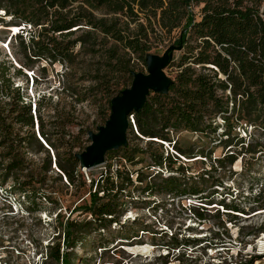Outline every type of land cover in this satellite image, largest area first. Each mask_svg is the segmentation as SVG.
<instances>
[{
  "label": "rangeland",
  "instance_id": "374dc122",
  "mask_svg": "<svg viewBox=\"0 0 264 264\" xmlns=\"http://www.w3.org/2000/svg\"><path fill=\"white\" fill-rule=\"evenodd\" d=\"M255 1L264 7V0ZM204 5L195 0L190 6L196 22ZM94 15L112 16L105 10ZM5 21L0 23V72L5 81L0 97L5 117V128L0 129V264H60L51 253L56 244L63 243L61 224L67 219L77 225L75 247L68 250L71 264H264V129L258 126L262 113L248 118L239 108L230 107L229 123L217 116L214 133L179 131L163 147L149 145L151 139L141 138L130 119L127 150L121 147L106 155L102 165L83 169L77 155L90 145L88 133L104 126L110 101L130 88L132 74L147 73L144 61L101 34L82 44L78 40L87 31L82 30L63 39L77 42L69 63L39 58L29 62L30 54L22 52L14 35L21 28H10L23 24ZM129 29L133 31L134 24ZM153 29L147 54L161 57L181 30L166 34L157 25ZM22 36L29 37L26 31ZM93 42L97 45L91 47ZM199 44L190 33L186 45L171 52L164 69L170 80L176 79L184 59L198 53ZM218 94L227 96L229 91ZM26 103L31 107L32 129L16 125L7 135L6 127ZM37 124L46 134L41 140ZM225 131L230 132V146L221 142L227 138L221 136ZM177 149L188 153L189 159ZM161 153L178 156L182 162L170 169L163 165V173L157 175L161 170L153 166L154 159ZM228 155L234 163L230 164ZM126 156L133 161L126 162ZM73 158L78 160L80 175L70 183L59 164L68 167ZM218 159L223 161L222 168ZM213 163L216 170L210 167ZM179 165L185 176L181 182L202 191L209 205L161 189L163 178L180 177ZM108 170L112 175L120 171L114 179L121 206L116 222L97 229V223L87 224L91 216L80 207L90 201L91 179L98 180ZM221 204L239 206L244 213L226 210ZM200 206L203 210L197 209Z\"/></svg>",
  "mask_w": 264,
  "mask_h": 264
},
{
  "label": "trees",
  "instance_id": "16d2710c",
  "mask_svg": "<svg viewBox=\"0 0 264 264\" xmlns=\"http://www.w3.org/2000/svg\"><path fill=\"white\" fill-rule=\"evenodd\" d=\"M194 1L0 0V23L5 24V20L9 18L23 24L14 35L19 40L22 52L30 54L26 55L29 62L36 60L33 58H39L51 63L57 60L69 63L77 42L65 43L63 39L87 30L83 31L78 40L82 44L89 43L92 36L101 34L104 38L119 44L123 50L139 54L146 66V56L150 50L146 44L149 43V33L155 34L154 25L164 30L166 34L181 30L180 36L173 43V51L181 50L186 45L189 34H195L200 40L198 53L184 59L185 62L180 65L182 68L180 73L175 80H170L166 94L149 92L143 108L132 116L138 135L141 138L156 140L147 141L149 145L163 147L164 143L172 141L171 135L179 131L203 135L214 133L217 126L213 124L217 116H222V119L229 123L233 116L229 115L230 107L239 108L248 118L256 112L262 113L264 117V7L261 9L255 0H197L204 1L205 5L201 9L200 21L196 22L190 11ZM245 1L248 3L244 4ZM100 10H105L112 16L97 18L94 12ZM131 24L135 26L133 31L129 29ZM26 28L32 31H27ZM25 31L29 35L28 39H23L22 34ZM96 45L97 43L93 42L90 46ZM114 57L115 53L111 58ZM191 58L192 62L188 63ZM195 66L210 73H198ZM4 82V75L0 72V97L4 96ZM219 90L223 94L229 91V94L219 95ZM20 109L21 111L12 118V123L6 127L9 128L7 135L12 133L11 130L16 125L32 129L30 103H26ZM3 111L4 109L0 107V129L5 128ZM12 112L15 113V110ZM36 112L37 107L34 104L33 113L37 121ZM258 126L264 129V118ZM131 128L129 123V129ZM37 131L40 140L46 136L42 125L38 127L37 124ZM221 136L227 137L221 142H230L229 131L223 132ZM31 137L34 138V134ZM3 141L5 142V139ZM123 147L127 150L126 145ZM177 152L184 158L189 156L180 149H177ZM108 154L110 152L106 155ZM227 159H231L230 164L235 161L232 155H228ZM125 160L128 163L133 161L129 156H126ZM181 162L178 156L169 153L165 156L161 153L154 159L153 166L160 168L161 171L157 172L159 175L163 173V165L170 169ZM217 163L218 168L223 167L222 160L218 159ZM15 166L13 164L10 170ZM214 166L215 163L211 164V169H215ZM77 167L78 160L74 158L68 167L59 164V168L70 183L73 182L75 175L79 174ZM183 171V166L179 165L177 173L180 177L169 175L163 178L161 189L186 197L188 200L196 198L197 203L209 205L204 203L208 202V197L202 195V191L181 182L185 179ZM124 173L127 176L126 181L131 183L128 171L124 170ZM119 176V170L114 175L108 170L98 180L91 179L90 201L80 207L84 214L88 213L91 216L92 220L87 224L95 222L97 229H104L116 222L115 214L121 204L116 198L118 193L115 191L114 178ZM104 199L107 200L103 201ZM221 206L232 212L244 213L239 206L226 204ZM200 207L197 209L203 210L202 206ZM196 214L202 218L201 213ZM61 229L63 243L53 247L51 257L57 263L71 264L68 250L75 247L77 225L67 219L61 224Z\"/></svg>",
  "mask_w": 264,
  "mask_h": 264
},
{
  "label": "water",
  "instance_id": "95a60500",
  "mask_svg": "<svg viewBox=\"0 0 264 264\" xmlns=\"http://www.w3.org/2000/svg\"><path fill=\"white\" fill-rule=\"evenodd\" d=\"M173 50V46L169 47L161 57L147 55V73H133L130 88L111 100L109 119L104 126L98 128L96 133H88L91 143L85 151L77 155L81 168L91 169L102 165L107 153L126 145L129 120L133 113L143 108L149 92L167 93L171 81L164 73V69L169 63L170 53ZM151 141L156 140L151 139Z\"/></svg>",
  "mask_w": 264,
  "mask_h": 264
},
{
  "label": "bare ground",
  "instance_id": "6f19581e",
  "mask_svg": "<svg viewBox=\"0 0 264 264\" xmlns=\"http://www.w3.org/2000/svg\"><path fill=\"white\" fill-rule=\"evenodd\" d=\"M11 28H13L15 30V28H19L18 26H12Z\"/></svg>",
  "mask_w": 264,
  "mask_h": 264
},
{
  "label": "built area",
  "instance_id": "2783aa9c",
  "mask_svg": "<svg viewBox=\"0 0 264 264\" xmlns=\"http://www.w3.org/2000/svg\"><path fill=\"white\" fill-rule=\"evenodd\" d=\"M131 120H133L132 117H131Z\"/></svg>",
  "mask_w": 264,
  "mask_h": 264
}]
</instances>
